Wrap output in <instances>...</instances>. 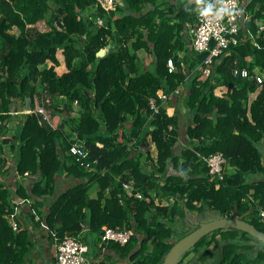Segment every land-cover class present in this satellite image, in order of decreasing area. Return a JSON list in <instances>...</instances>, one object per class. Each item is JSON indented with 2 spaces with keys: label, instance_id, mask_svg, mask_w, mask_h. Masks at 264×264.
Segmentation results:
<instances>
[{
  "label": "trees",
  "instance_id": "trees-1",
  "mask_svg": "<svg viewBox=\"0 0 264 264\" xmlns=\"http://www.w3.org/2000/svg\"><path fill=\"white\" fill-rule=\"evenodd\" d=\"M202 1L115 0L106 8L101 0H0V173H8L3 144L11 141L13 173L34 175L28 188L16 181L11 189L0 179V264H31L25 258L33 240L24 226L13 229L6 215L16 206L15 193L30 200L36 224L46 223L52 242L54 235H73L128 264H161L175 240L210 217L240 216L264 231V80L254 75L255 67L264 75V0H249L250 16L236 42L207 76L198 68L205 52L192 48L187 32ZM41 20L46 28L37 26ZM233 67L248 76H233ZM181 85L180 96L173 90ZM158 91L169 101L176 96L184 111L176 105L167 112ZM151 96L159 103L156 112ZM26 97L31 110L19 113L6 136L10 111L20 110ZM74 101L78 114L70 131L51 127L34 106L39 102L66 118ZM72 132L86 149L82 159L66 153ZM217 151L225 157L222 178L203 159ZM62 171L79 181L55 193ZM93 187L95 196H89ZM194 210L204 218L190 219L187 230L175 233L178 218ZM102 225L131 228L132 235L124 244L97 245ZM217 234L221 257L213 264L264 262V242L248 256L251 245L240 238L252 236L228 227L203 234L177 263L193 250L202 259Z\"/></svg>",
  "mask_w": 264,
  "mask_h": 264
},
{
  "label": "built area",
  "instance_id": "built-area-1",
  "mask_svg": "<svg viewBox=\"0 0 264 264\" xmlns=\"http://www.w3.org/2000/svg\"><path fill=\"white\" fill-rule=\"evenodd\" d=\"M249 0H203L196 10V21L194 24H188L187 32L190 38V45L194 50L203 51L205 55L198 65L203 76L211 73L214 63L220 55L226 53L229 44L236 42V34L238 29L242 26L243 21L250 16L247 11V3ZM262 28V24L259 25ZM168 70L174 68L172 58L167 59ZM233 76L240 75L247 77L248 71L245 68L233 67L231 69ZM254 75L258 82L264 80L262 72L254 68ZM179 90L176 87L173 92L177 93ZM160 103L168 99L169 95L162 91H158ZM149 105L152 112H156L159 103L153 96L149 98ZM35 110L43 115V118H48L42 106H37ZM26 110L23 109V112ZM17 111H10V113ZM47 120V119H46ZM72 141L69 144L66 153L75 156L77 159H82L86 155V149L83 146L82 140L76 133L71 134ZM9 152V151H8ZM7 153V152H6ZM208 170L211 174L218 178L223 176V168L225 157L220 152L210 153L203 157ZM130 183V182H129ZM129 183H124V187H130ZM135 195L140 196L139 192ZM16 202V200H14ZM7 218L13 229H17L18 223L15 219L17 216L16 206L12 211H9ZM260 220L264 222V207L259 209ZM102 241H115L120 244L127 242L132 235V229L127 227L116 228L108 225H102ZM101 244V243H100ZM54 246V260L45 264H92L86 252L88 246L79 238L73 235L64 234L62 237L53 236Z\"/></svg>",
  "mask_w": 264,
  "mask_h": 264
},
{
  "label": "crops",
  "instance_id": "crops-1",
  "mask_svg": "<svg viewBox=\"0 0 264 264\" xmlns=\"http://www.w3.org/2000/svg\"><path fill=\"white\" fill-rule=\"evenodd\" d=\"M179 54H181V52H178ZM139 57L142 61H144L146 64L149 63L150 61V55L144 50V49H139L138 51ZM143 56V58H142ZM63 69V66H60V70ZM184 86L181 85L179 86V91L177 92V94L182 91L181 89H183ZM181 93V92H180ZM177 97L174 96L171 98V102L169 104L168 99L164 100L162 102V104L165 105L166 110L169 113H172L175 111V109L177 108L176 105H178L180 107V110L182 109L180 106V104H177L176 101ZM37 104H40L39 102L35 103V107ZM37 106H42L37 105ZM24 109V104L21 107L20 110H18L20 113L23 112ZM11 111H15V110H11ZM46 111L49 113V110L46 109ZM182 112L184 111V109L181 110ZM47 113V114H48ZM13 115H11V119L8 122L9 124V128L6 132V136H10L13 132L14 129H12L11 125L12 122L15 120H18V117H20L19 113H11ZM64 114L67 113H49V117L51 122L49 121V124L51 127L56 128V127H62L63 130L66 131H70V122H72L71 118L77 116L78 114V106L77 103H75V101L73 102V109L68 113L67 117L64 118ZM69 118V119H68ZM182 138H184V135L181 136ZM2 138V137H0ZM182 142V140L180 141ZM10 143L11 141H7L6 143L4 142L3 146H4V151L7 152L5 153V157H6V162H8L9 165V170L8 173H0V179H5L6 183L10 185L11 189H14L15 187V183L16 181H20L22 183H24L25 185H28L32 182V178L34 175H30L28 173V171L25 172V175L23 176H19L13 173V169L11 168L12 164L11 162L13 161V154L12 151L9 150L10 148ZM9 151V152H8ZM151 153V151H150ZM153 155V154H151ZM10 163V164H9ZM7 165V166H8ZM79 179L78 178H71L69 176H67L65 174V171H62L60 174H58L56 176V187H55V193L65 189L66 187L69 186V184H73L78 182ZM96 189L93 187L89 190V196H95V191ZM13 202L16 203V210H17V216L15 217L18 225L20 224L22 227L24 226V228L27 229L28 234L30 235L31 239L33 240V246L32 248L29 250V252L26 255V260L27 261H31V264H45V263H50L54 260V246H53V242L50 240V237L48 235L47 229H46V223L44 222H40L39 224H36V220L38 218L37 213L35 212V210L32 208V205L30 204V200L29 199H24L23 197L19 196L18 194H14L13 196ZM53 198V195H52ZM16 200V202L14 201ZM48 204L44 203L43 204V209L45 207H47ZM211 218V217H210ZM84 234V230L81 231ZM217 239L219 241H212L209 245H208V252L206 253V255L202 258V259H197V257L195 259H197L198 262H200L201 264H213L214 262H216L220 257H221V242H220V234L216 235ZM253 238L249 237V236H244L241 237L240 239V243L242 245H251V248H247L245 249L246 253L248 256H253L256 252V248L260 245L263 244L262 241L260 240H256V238L254 236H252ZM98 245H100V243H98ZM102 245V244H101ZM88 246L93 248L95 250V252L100 254V259L99 260H103L102 257L106 254H109L110 257H112L115 260H120L121 263H126L123 259H119L116 255L115 252L113 250H106V248L104 246H102L101 248H96L94 246ZM87 249V251H88ZM203 249V248H201ZM200 249V250H201ZM103 252V253H101ZM193 253L194 254H200V251H190L189 253H187L184 257H183V262L184 264H191L192 263V259H193ZM198 254V255H199ZM197 255V256H198ZM88 256V255H87ZM91 256V255H90ZM89 258V257H88ZM92 259V258H91ZM90 260V262H92V264H96L97 261L99 260ZM25 260V262H26ZM124 261V262H123ZM182 261V260H181ZM191 261V262H190ZM182 262H179L177 264H180ZM103 264V263H102ZM261 264H264L261 263Z\"/></svg>",
  "mask_w": 264,
  "mask_h": 264
},
{
  "label": "water",
  "instance_id": "water-1",
  "mask_svg": "<svg viewBox=\"0 0 264 264\" xmlns=\"http://www.w3.org/2000/svg\"><path fill=\"white\" fill-rule=\"evenodd\" d=\"M24 108L26 111L31 110L29 97L25 98ZM198 222V221H197ZM234 227L246 231L249 235L264 242V231L257 229L252 223L240 216H220L205 219L180 238L175 240L165 253L161 264H177L182 253L190 248L205 233L211 232L218 228Z\"/></svg>",
  "mask_w": 264,
  "mask_h": 264
},
{
  "label": "rangeland",
  "instance_id": "rangeland-1",
  "mask_svg": "<svg viewBox=\"0 0 264 264\" xmlns=\"http://www.w3.org/2000/svg\"><path fill=\"white\" fill-rule=\"evenodd\" d=\"M113 1H115V0H101V2L105 5V7L106 8H111V7H113ZM118 1V3H120V0H117ZM85 11V14H86V12H90V8H87V9H84ZM88 15V14H87ZM88 16H90V15H88ZM116 16V15H115ZM101 21H102V19L101 18H96L95 19V22L96 23H101ZM37 26L38 27H40V28H46V25H45V23H44V21L43 20H41V21H38L37 22ZM12 32H15V33H17L18 32V29H16V27H14V28H12V30H11ZM111 46V44L109 43V44H107L103 49H101L100 50V52L101 53H103V52H105V50L108 48V47H110ZM142 58H143V56H142ZM58 68V67H57ZM59 70H60V67H59ZM178 88H179V86H178ZM179 91V90H178ZM184 90H182V91H180L181 93L183 92ZM179 92V95L181 96V93ZM179 96V97H180ZM168 102H169V104H170V102L171 101H169L168 100ZM76 103V102H75ZM37 105H40V104H37ZM37 105H36V107H37ZM35 107V108H36ZM44 108V110H45V112L46 113H48L47 111H46V109H45V107H43ZM182 109H184V107H181ZM181 109V110H182ZM168 112V111H167ZM16 113H20L18 110H17V112ZM173 113V112H172ZM49 114V113H48ZM47 114V116H48V118H46L47 120H48V122L50 121L51 122V120H50V117H49V115ZM129 121L130 120H128V123H129ZM148 126V125H147ZM146 141H147V144H148V149H149V151H151V154H153V155H155V152H156V149H155V146H154V143H153V141H152V139H151V137H150V135H147V137H146ZM144 147H145V145H143ZM187 218H178L180 221H179V223H178V228H177V231L175 232V233H177V232H181V231H185V230H187V228H188V226H189V224H190V219H191V221L193 222V223H196L197 221H199V220H201V219H203L204 218V216L202 215V214H200V213H197L195 210L194 211H191L190 213H188L187 214V216H186ZM188 223V224H187ZM194 228V227H193ZM252 238V237H251ZM102 242H104V241H102V238H101V240H97L96 241V243H97V245H98V243H102ZM97 248V247H96ZM101 253H103V252H101ZM86 254L88 255V257H89V259H93V260H99L100 259V254L99 253H97V252H95V250L93 249V248H91V247H89V249H88V251L86 252ZM91 255V256H90ZM193 258H196L197 257V255L196 254H194L193 253ZM91 259V260H92ZM102 259H103V264H123V263H121V261L120 260H115V259H113L112 257H109V256H103L102 257ZM194 259H192L191 261H193ZM190 261V262H191ZM180 262H182V263H180V264H184V262H183V259H182V261H180ZM124 264H126V263H124Z\"/></svg>",
  "mask_w": 264,
  "mask_h": 264
},
{
  "label": "clouds",
  "instance_id": "clouds-1",
  "mask_svg": "<svg viewBox=\"0 0 264 264\" xmlns=\"http://www.w3.org/2000/svg\"><path fill=\"white\" fill-rule=\"evenodd\" d=\"M24 110H25V108H24Z\"/></svg>",
  "mask_w": 264,
  "mask_h": 264
}]
</instances>
